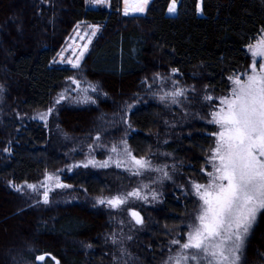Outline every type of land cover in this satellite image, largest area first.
Masks as SVG:
<instances>
[{
    "label": "trees",
    "instance_id": "obj_1",
    "mask_svg": "<svg viewBox=\"0 0 264 264\" xmlns=\"http://www.w3.org/2000/svg\"><path fill=\"white\" fill-rule=\"evenodd\" d=\"M109 1L87 8L84 0H0V264H38L41 255L50 257L40 264H104L108 239L119 229L116 213L82 201L113 191L104 170L65 174L76 196L71 201L42 203L16 187L65 165L48 128L16 115L46 108L70 77L95 84L104 97L60 103L51 123L61 132L80 144L97 134L125 136L135 157L156 152L171 164L160 203L140 210L145 229L135 242L137 260L129 263L159 264L169 232L184 229L193 203L185 188L203 177L214 127L192 117L168 133L164 119L171 115L150 83L172 75L196 96L222 95L229 77L245 69L247 46L264 31V0H176L172 14V0H151L144 14L130 16L121 13V0ZM82 21L100 25V35L79 67L55 63ZM241 264H264V212Z\"/></svg>",
    "mask_w": 264,
    "mask_h": 264
},
{
    "label": "rangeland",
    "instance_id": "obj_2",
    "mask_svg": "<svg viewBox=\"0 0 264 264\" xmlns=\"http://www.w3.org/2000/svg\"><path fill=\"white\" fill-rule=\"evenodd\" d=\"M150 1L151 0H149V3ZM84 2L87 8H95L98 6L109 7L110 3L109 0H104L102 3H91L90 0H84ZM131 2L132 0H129V3ZM149 3L147 4L145 11ZM125 9V0H121V13L123 15H125ZM145 11L138 12L131 7H128V14L125 16L141 15L144 14ZM101 28L100 25L83 21L74 24L65 37L63 44L59 47L54 62L60 65H67L71 68H76L73 67L71 63H68V61L71 60L73 63L78 61L80 64L91 45L100 35ZM93 31L96 32L94 36L91 35ZM86 33L88 35H85ZM262 41H264V31L259 34L252 44L247 46L246 51L248 55V63L245 69L242 72L229 77L228 90L226 93L219 96H208L212 98L211 100L208 99L209 102L205 103V100H207L205 94L201 93L199 96H196L195 90H192L190 87L180 86L172 75L166 77L156 76L150 83L152 84V87H156L155 91L157 92L158 100L164 107H166V109H168V112L171 115L164 119L168 127V133L179 126L186 124L192 117L201 119L214 127L211 143L205 155V163L201 170L203 177L201 180L191 179L185 188L187 191L186 194H188L193 203L192 209L186 216V220L183 222L184 229H174L169 232L172 233V236L169 237L170 240L168 243L166 242L164 256L159 264H172V262L169 261V257L177 256L180 252V246L173 245L171 241L179 240L181 243L185 242L187 234L190 231V226L197 223L196 217L200 212L202 201H200L199 197L196 195V190L193 185L209 184L211 177H209L208 173L215 171L212 166V156L217 141L216 133L219 131V126L210 123L213 118L212 114L220 108L225 107V105L221 104V100L231 96L232 89L236 87L234 80L237 77L242 83L245 82L247 75L252 74V65L254 62L257 71L260 70L261 65L264 64V58L259 56L253 57L250 48L259 45ZM81 52L83 53L82 56L80 55ZM93 89H95V91H93ZM181 91L183 92V95L173 96L174 93ZM102 94L103 93L95 84L70 77L65 80L60 90L53 95L46 108L25 114L17 113L16 116L19 120L23 119V117L29 120H37L42 122L48 128L53 143L65 156V165L61 166L56 171L44 174L36 182H23L16 187L19 188L21 192L30 194L42 203H45L44 194L46 192L48 194V201L52 198H58L57 201H71L73 197L76 198V196L71 194L73 188L72 185L64 181L63 176L65 174H71L79 169L104 170L109 177L113 191L104 197L90 198L86 196L82 201H87L95 207H102L109 212L116 213L115 219H117L116 223L119 225V229L114 231L108 239L110 250L109 253L106 254L108 257L104 264H129L131 260H137L135 254V242L139 232L145 229L144 220L142 224H137L131 213L133 211L138 212L143 218L140 213L141 208L154 207L160 203L163 183L171 178V164L169 161L161 158V155L152 152L151 156L148 157H136L137 159L146 158L149 160L151 162V168L140 169L139 171L141 174L134 175L133 173L137 170L134 162L131 160V157L134 155L130 150L125 136H120L114 139L97 134L89 143L80 144V142H77L61 132L56 124L51 123L52 116L60 103L94 104ZM57 100H59V103H56ZM174 100L176 102H173ZM2 103V89L0 87V109ZM203 105L207 106V111L205 112L206 114L203 113L204 115L202 114L201 108ZM49 109H52L51 113H49ZM1 112L2 110H0V113ZM42 115L44 118H41ZM113 149H115V151H113ZM128 153L131 155L129 156ZM105 163L107 164L106 167L99 166ZM118 164L119 166H117ZM157 169H159V171H157ZM165 173H167V175H165ZM49 177H52V179H49ZM58 183L67 185V187H57ZM28 185H35V190L29 188ZM137 190H139L141 197H147V199H139L128 195ZM117 196L127 198V202L119 208L110 207L107 201ZM101 199L105 200V203H99V200ZM263 212L264 211L258 213L253 226ZM249 233L245 237L243 247L239 253V264H241L245 241Z\"/></svg>",
    "mask_w": 264,
    "mask_h": 264
},
{
    "label": "snow or ice",
    "instance_id": "obj_3",
    "mask_svg": "<svg viewBox=\"0 0 264 264\" xmlns=\"http://www.w3.org/2000/svg\"><path fill=\"white\" fill-rule=\"evenodd\" d=\"M90 2L102 3L104 0ZM148 3L149 0H132L131 3L125 0V15L128 14V7L144 12ZM175 11L176 0H172L168 12ZM95 34V31L91 33L92 36ZM250 51L253 57L264 58V41L252 46ZM68 63L79 67L78 61L73 63L69 60ZM234 84L236 87L232 89L231 96L221 100L225 107L212 114L210 123L219 126L212 156L215 171L208 173L211 177L209 184L193 185L202 201L200 212L196 217L197 223L190 226L185 242L171 241L173 245L180 246L179 254L169 257L172 264H239L244 239L258 213L264 211V64L257 71L254 62L252 74L247 75L246 81L242 83L237 77ZM178 95H183V92L173 94ZM51 112L52 109H49ZM131 160L137 169L134 175H140V169L151 168V162L146 158L137 159L133 156ZM99 166L106 167L107 164ZM28 187L35 190V185ZM57 187L67 185L58 183ZM128 195L147 199L140 196L139 190ZM44 202H48L47 192ZM126 202L127 198L119 196L107 201L113 208H119ZM99 203L103 204L105 200L101 199ZM131 215L137 224L143 223L138 212L133 211ZM38 259L43 261L45 257L40 256Z\"/></svg>",
    "mask_w": 264,
    "mask_h": 264
},
{
    "label": "water",
    "instance_id": "obj_4",
    "mask_svg": "<svg viewBox=\"0 0 264 264\" xmlns=\"http://www.w3.org/2000/svg\"><path fill=\"white\" fill-rule=\"evenodd\" d=\"M41 256H44L45 259H46L47 257H50V256H47V255H41ZM38 257H40V256H38ZM38 257L36 258V263H38V264L42 263V262L45 260V259H44L43 261H41V260L38 259ZM55 264H57L56 261H55Z\"/></svg>",
    "mask_w": 264,
    "mask_h": 264
}]
</instances>
